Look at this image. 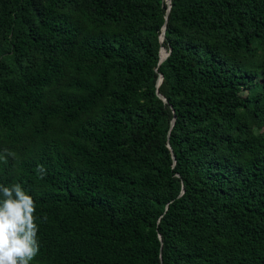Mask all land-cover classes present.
<instances>
[{"label":"trees","instance_id":"1","mask_svg":"<svg viewBox=\"0 0 264 264\" xmlns=\"http://www.w3.org/2000/svg\"><path fill=\"white\" fill-rule=\"evenodd\" d=\"M166 8L0 0V183L35 201L31 264H264V0Z\"/></svg>","mask_w":264,"mask_h":264},{"label":"clouds","instance_id":"2","mask_svg":"<svg viewBox=\"0 0 264 264\" xmlns=\"http://www.w3.org/2000/svg\"><path fill=\"white\" fill-rule=\"evenodd\" d=\"M15 156L7 149L0 153V162ZM36 171L41 178L43 165ZM35 201L20 183H0V264H31L40 251L39 225Z\"/></svg>","mask_w":264,"mask_h":264},{"label":"water","instance_id":"3","mask_svg":"<svg viewBox=\"0 0 264 264\" xmlns=\"http://www.w3.org/2000/svg\"><path fill=\"white\" fill-rule=\"evenodd\" d=\"M166 1V4H167V8H166V15H165V17L167 18V16H168V12H169V9H170V6H171V0H165ZM165 23L162 25V31H161V33H160V41H162L163 40V38H164V36H165V34H164V32H165ZM162 47V46H161ZM161 47H160V51H161ZM164 47V46H163ZM164 50H165V53L163 54V55H161V52L159 51V54H160V57H159V63L163 60V59H165V57L169 54V52H170V48L169 49H166L165 47H164ZM161 80H162V73H160L159 72V75H158V78H157V81H156V87H158V85L160 84V82H161ZM156 93H157V95L164 101V102H166L167 100H166V98H165V96L158 90V88L156 89ZM174 119H175V116H173V118L171 119V125L174 123ZM168 146L170 147V145L168 144ZM173 159L175 160V157H174V155H173ZM183 190V189H182Z\"/></svg>","mask_w":264,"mask_h":264},{"label":"bare ground","instance_id":"4","mask_svg":"<svg viewBox=\"0 0 264 264\" xmlns=\"http://www.w3.org/2000/svg\"><path fill=\"white\" fill-rule=\"evenodd\" d=\"M161 55H163L165 53L164 47H161Z\"/></svg>","mask_w":264,"mask_h":264}]
</instances>
